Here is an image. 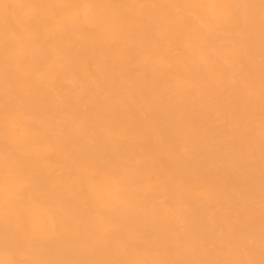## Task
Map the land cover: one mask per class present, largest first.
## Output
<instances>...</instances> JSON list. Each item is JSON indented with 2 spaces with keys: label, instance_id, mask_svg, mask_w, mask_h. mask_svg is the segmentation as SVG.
I'll return each instance as SVG.
<instances>
[{
  "label": "bare ground",
  "instance_id": "1",
  "mask_svg": "<svg viewBox=\"0 0 264 264\" xmlns=\"http://www.w3.org/2000/svg\"><path fill=\"white\" fill-rule=\"evenodd\" d=\"M0 264H264V0H0Z\"/></svg>",
  "mask_w": 264,
  "mask_h": 264
},
{
  "label": "rangeland",
  "instance_id": "2",
  "mask_svg": "<svg viewBox=\"0 0 264 264\" xmlns=\"http://www.w3.org/2000/svg\"><path fill=\"white\" fill-rule=\"evenodd\" d=\"M70 86H71V84H70ZM72 88V87H71ZM72 89H74V88H72Z\"/></svg>",
  "mask_w": 264,
  "mask_h": 264
}]
</instances>
